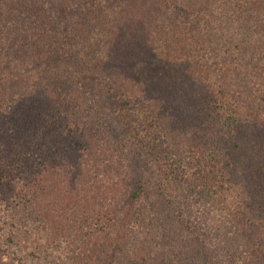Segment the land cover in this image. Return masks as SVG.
Masks as SVG:
<instances>
[{
    "label": "trees",
    "instance_id": "1",
    "mask_svg": "<svg viewBox=\"0 0 264 264\" xmlns=\"http://www.w3.org/2000/svg\"><path fill=\"white\" fill-rule=\"evenodd\" d=\"M0 264H264V0H0Z\"/></svg>",
    "mask_w": 264,
    "mask_h": 264
}]
</instances>
